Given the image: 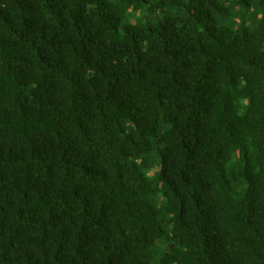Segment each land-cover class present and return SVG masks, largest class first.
Masks as SVG:
<instances>
[{"label": "trees", "instance_id": "1", "mask_svg": "<svg viewBox=\"0 0 264 264\" xmlns=\"http://www.w3.org/2000/svg\"><path fill=\"white\" fill-rule=\"evenodd\" d=\"M262 11L0 0V264H264Z\"/></svg>", "mask_w": 264, "mask_h": 264}, {"label": "rangeland", "instance_id": "2", "mask_svg": "<svg viewBox=\"0 0 264 264\" xmlns=\"http://www.w3.org/2000/svg\"><path fill=\"white\" fill-rule=\"evenodd\" d=\"M264 11H262V13H263ZM161 18H166V16L167 17H169V15H170V13H168V12H160L159 14H158ZM218 18L220 19V20H222V21H225V17H224V15L223 14H219L218 15ZM137 20H139L138 19V17H133L130 21H132V22H136Z\"/></svg>", "mask_w": 264, "mask_h": 264}]
</instances>
